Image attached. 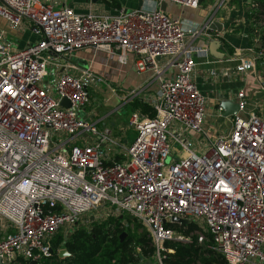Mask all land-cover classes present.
<instances>
[{
    "label": "built area",
    "instance_id": "obj_1",
    "mask_svg": "<svg viewBox=\"0 0 264 264\" xmlns=\"http://www.w3.org/2000/svg\"><path fill=\"white\" fill-rule=\"evenodd\" d=\"M161 1L196 8L202 0H157L151 9L114 13L79 12L69 0H0V17L10 27L30 26L37 36L16 48L0 28L2 264L19 256L37 262L61 228L119 214L147 230L157 264H165L166 241L195 236L203 243L207 235L225 264H264V117L239 91L229 131L207 135V99L195 69L198 58L210 57L209 39L221 33H208L209 21L185 26L160 10ZM200 36L204 43L194 44ZM257 43L253 39L234 68L211 74H256L264 64ZM88 47L116 55L121 64L131 56L138 74L149 72L157 81L154 95L144 99L154 116L129 113L127 127L136 133L129 145L110 127L81 116L91 89L102 82L90 67L71 61L74 51ZM173 217L198 227L186 234L168 226Z\"/></svg>",
    "mask_w": 264,
    "mask_h": 264
},
{
    "label": "crops",
    "instance_id": "obj_2",
    "mask_svg": "<svg viewBox=\"0 0 264 264\" xmlns=\"http://www.w3.org/2000/svg\"><path fill=\"white\" fill-rule=\"evenodd\" d=\"M116 1L120 4V9L108 7L100 0L96 3H92L90 0H69V4L79 12L92 10L104 13H114L121 9H137L138 6V0ZM156 1L157 0H143L142 8L151 9L154 6L157 7ZM245 2L248 6L250 0H245ZM168 4L171 5V8L167 11ZM209 6L211 5H207V0H202L200 5L196 8H182L176 4L167 3L165 12L180 19L187 27H197L200 24L210 21V18L222 23V31L220 32L222 42L219 51L224 54V57L222 59H216L210 56L207 60L204 58H198V64L195 69V82L201 93H203L207 99L203 121L204 129L210 138H216L217 136L223 135L224 132H228L232 121L231 116L224 117L223 111L219 112L218 108L220 107L221 101L232 100L237 102L238 98L236 94L239 91H244L248 98L250 109H254L258 113L261 110L260 106L262 105V98L264 97V89L260 85L259 76L261 77V80L264 79V64L257 67L256 74L252 69H248L244 74H236L229 79L218 76L214 77L211 74L212 71H217L226 67L234 68L238 63V57L247 54L246 49L249 46L247 33L251 25L245 13H243V15L235 13L237 15L236 18L232 13V5L224 3L217 8L213 2L212 6ZM0 28H3V26L0 25ZM206 31L208 33L211 32V30ZM193 42L194 44H203L204 38L200 36ZM84 51H86V48L74 51L71 56V61L83 67L88 66L93 71L94 69L92 66L96 65V63L93 59H87L83 54ZM101 52L110 58H115L117 64L121 67L118 70H114L112 75V79L115 80L112 84H115L121 92L127 91L126 93L128 94L130 91L140 88V90H142V92H139L138 94V96L141 97L140 99H145L148 96L151 97L154 95L157 81L153 80L149 72L138 74L131 56H129L126 64H121L118 62L117 57H115L116 55L105 53L103 51ZM163 62L164 58H161L160 63L163 64ZM108 65L109 64L106 63L105 67ZM165 74L170 75V70H166ZM102 86L106 87L107 85ZM94 88L95 87L91 89V98ZM126 96L127 95H123L122 99L126 98ZM252 96H254L255 99H251ZM122 105L123 107L114 106L107 111L100 112L95 108H92L90 102L86 107L85 112L91 120L99 121L98 125L100 127L108 126L113 134L122 137V128H120L121 124H116L115 121L112 120L116 113H121L124 109L125 105ZM114 130L116 131L114 132ZM122 138L125 140V137Z\"/></svg>",
    "mask_w": 264,
    "mask_h": 264
},
{
    "label": "trees",
    "instance_id": "obj_3",
    "mask_svg": "<svg viewBox=\"0 0 264 264\" xmlns=\"http://www.w3.org/2000/svg\"><path fill=\"white\" fill-rule=\"evenodd\" d=\"M108 7L120 9L116 0H100ZM247 19L250 28L247 33L249 46L257 38L255 48L264 49V0H250ZM218 40L222 42V38ZM232 52V51H231ZM131 111L137 110L147 116H154L152 105L144 99L134 97L130 103ZM118 161L120 156L116 155ZM128 215H110L88 224L74 226L67 237L57 231L50 239V253L32 263L22 257L15 258L14 264H140L145 257L154 255V246L148 232H139L140 222L132 223ZM132 218V217H131ZM134 219V218H133ZM136 220V219H135ZM171 227H181L186 234L197 229L194 222L187 224L169 223ZM143 227V226H142ZM185 227V228H184ZM125 233L123 238L121 234ZM198 243L196 237L188 242L166 241L164 243L165 264H225L223 256L211 247V238ZM61 249L65 254H60ZM171 249V251H169Z\"/></svg>",
    "mask_w": 264,
    "mask_h": 264
},
{
    "label": "rangeland",
    "instance_id": "obj_4",
    "mask_svg": "<svg viewBox=\"0 0 264 264\" xmlns=\"http://www.w3.org/2000/svg\"><path fill=\"white\" fill-rule=\"evenodd\" d=\"M213 2L214 0L213 1L207 0V5L212 6ZM225 3L233 6L232 13L236 16V18H237L236 14L243 15V13H245L247 15L248 13V6L245 0H227ZM170 8H171V5L168 4L167 11L170 10ZM0 25L3 26V28L6 30L8 38L12 40L13 45L16 48L22 47L28 42H33L37 40V36L31 32L30 26L25 27L24 30L14 29L10 27L7 24V22L1 17H0ZM83 54L84 56L87 57V59H93L95 61L96 65H93L92 67L95 70V73L98 74L100 78L102 79L101 84H99L93 89L92 98H91V107L95 108L97 111L104 112L114 106L123 107L122 104H124L125 105L124 109L121 111V113H118V114L116 113V115L114 116L112 120H114L116 124H121L120 128H122V133H121L122 137H125L126 145H129L134 139L135 134H136L132 128L127 127V118L131 111L129 103L134 97L141 98L140 96H137L139 93L136 94L133 98H129L127 96L126 98L122 99L123 95L124 96L127 95L126 93L127 91L121 92L115 84L114 85L112 84V82L115 81L112 79L114 70H118L119 68H121L117 64V61L115 58H112V57L110 58L106 54L102 53L101 51L95 50L93 48H86V51H84ZM106 63L109 64L107 67H105ZM102 85H107V86L104 87ZM253 98L255 99L254 96L251 97V99ZM260 109L261 110L259 111L258 114L264 117V97L262 98V105L260 106ZM81 116L84 119H87V120L90 119L89 116L86 114V112H82ZM120 128H115V129H120ZM115 131L116 130H114V132ZM224 134H226V132H224L223 135ZM129 220L132 223L139 222L138 220H135L131 217H129ZM70 230L71 228L66 226L64 228H61L59 232L63 233L64 236L67 237ZM138 231L144 232L147 230L141 226L139 227ZM148 237L149 235L146 233L145 238H148ZM14 263L15 262L9 263V264H14ZM157 263H158V258L155 253L151 257L143 258V260L140 262V264H157Z\"/></svg>",
    "mask_w": 264,
    "mask_h": 264
},
{
    "label": "water",
    "instance_id": "obj_5",
    "mask_svg": "<svg viewBox=\"0 0 264 264\" xmlns=\"http://www.w3.org/2000/svg\"><path fill=\"white\" fill-rule=\"evenodd\" d=\"M98 1L99 0H90V2H92V3H96ZM142 3H143V0H138L137 9H140L142 7ZM166 6H167V3L165 1H161L159 8H160V10L165 11ZM211 17H213V16H211ZM206 28L208 30H212L215 32H221L222 31V23L217 21V20L210 18V21L207 24ZM220 45H221V42L218 39H215V38L209 39L208 51H209L210 56H212L216 59H222L224 57V54L221 51H219ZM60 104L63 106H69V101L66 98H62L60 100ZM220 107L223 110V116L224 117L234 116L238 112V109H239L237 102H234L232 100L221 101ZM171 220L173 223L187 224V223L191 222V219H180L178 217H173ZM123 236H125V233L121 234L122 238H123ZM65 253L66 252L64 249L60 251V254H65ZM31 262L35 263L36 261H31ZM0 264H2L1 259H0Z\"/></svg>",
    "mask_w": 264,
    "mask_h": 264
}]
</instances>
